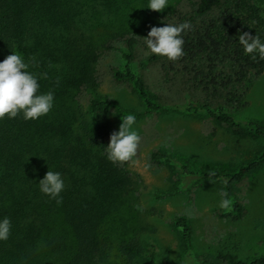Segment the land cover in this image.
Here are the masks:
<instances>
[{"label":"trees","instance_id":"trees-1","mask_svg":"<svg viewBox=\"0 0 264 264\" xmlns=\"http://www.w3.org/2000/svg\"><path fill=\"white\" fill-rule=\"evenodd\" d=\"M127 4L122 0L120 4L117 0H0V60L10 51L19 52L26 61L34 58L39 63L30 62L28 70L46 73V78L38 76L37 91L53 92V106L45 116L35 121L19 115L0 119V218L7 216L10 221L9 236L0 241V264L109 261L118 235L108 225L131 181L123 167L106 159L104 147L125 114H134L137 121L146 112L160 109L131 70L137 48L146 53L143 64L158 63L164 81L180 84L191 95L184 109L187 114L243 128L264 139V121L241 124L234 119L247 107L246 95L254 79L264 72V58L244 54L236 37L247 32L264 41V0H197L188 12L169 15L158 27L189 23L180 33L184 54L174 61L150 54L135 35L115 32L117 41L110 38L112 17ZM108 50L118 51L124 61L122 70L113 71V78L129 84L145 111L125 110L114 101L91 96L86 113H81L80 97L97 89L95 67ZM111 111L112 126L106 118ZM151 158L166 159L161 153ZM263 164L264 153L234 170L203 176L207 182L224 181L230 222L245 214L235 198V186ZM48 169L60 172L64 180L59 204L36 185ZM56 222L64 231H52ZM173 222L188 245L187 218L178 216ZM115 248L120 264H137V257L153 262L154 246L143 247L137 238L117 240ZM202 264L215 263L203 259ZM227 264H264V254Z\"/></svg>","mask_w":264,"mask_h":264},{"label":"rangeland","instance_id":"rangeland-1","mask_svg":"<svg viewBox=\"0 0 264 264\" xmlns=\"http://www.w3.org/2000/svg\"><path fill=\"white\" fill-rule=\"evenodd\" d=\"M122 1H128L127 6L112 17L109 25L114 41L118 39L115 32L143 38L152 26L167 22L175 12H188L197 0H167L160 12L144 8L147 0ZM114 45L122 48L121 43ZM145 57L146 53L137 48L131 70L142 79L149 97L160 109L146 112L135 121L140 136L136 152L129 160L116 162L128 172L131 184L108 227L118 235V241L137 238L143 247L154 246L153 262L137 257V264H162L164 260L171 264H202L203 259L227 264L264 254V164L234 188L235 198L245 211L237 222L226 218L231 205L220 206L225 198L221 195L224 181L212 183L203 177L209 172L234 170L256 159L264 153V139L243 128L232 129L207 117L187 114L184 109L191 95L180 84L164 81L158 63L143 64ZM123 65L118 51L102 53L95 67L98 87L80 97L81 113H86L91 96L114 101L125 110L145 111L129 84L113 78V71L122 70ZM246 101L247 107L234 119L241 124L264 121V72L254 79ZM106 118L112 126V111ZM153 153H161L166 159L153 160ZM178 216L189 222L188 245L174 226L173 219ZM63 228L56 222L52 231ZM117 240L106 264H120Z\"/></svg>","mask_w":264,"mask_h":264},{"label":"clouds","instance_id":"clouds-1","mask_svg":"<svg viewBox=\"0 0 264 264\" xmlns=\"http://www.w3.org/2000/svg\"><path fill=\"white\" fill-rule=\"evenodd\" d=\"M166 4L167 0H147L144 8L160 12ZM188 28L187 21L178 24L164 23L159 27L152 26L141 39L150 54L174 61L184 54L180 33ZM236 43L241 46L244 54H251V58H264V41L258 36H250L247 32L240 33L236 37ZM30 62L32 66L39 63L34 58L26 61L17 51H10V54L0 60V119H12L19 115L25 121H35L45 116L52 108L53 92L37 91L38 76L46 78V73L29 71ZM135 121L136 116L132 113H127L120 119L117 130L110 133L104 147L107 160L123 162L134 156L140 140L134 127ZM36 185L42 194L50 199L55 198L57 204L61 202L59 194L64 188V180L60 172L48 169ZM220 206H230V200L221 199ZM9 231L10 221L4 216L0 218V241L8 238Z\"/></svg>","mask_w":264,"mask_h":264}]
</instances>
